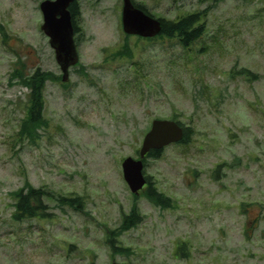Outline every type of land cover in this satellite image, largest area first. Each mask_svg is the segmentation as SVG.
<instances>
[{
  "label": "rangeland",
  "instance_id": "rangeland-1",
  "mask_svg": "<svg viewBox=\"0 0 264 264\" xmlns=\"http://www.w3.org/2000/svg\"><path fill=\"white\" fill-rule=\"evenodd\" d=\"M135 1L167 18L208 7L206 31L190 50L127 36L122 0H78L74 35L88 78L74 68L66 86L46 83L49 125L31 144L18 140L27 87L9 71L17 55L25 72L60 70L40 0H0V264H264V219L255 221L264 206V0ZM124 44L129 55L109 57ZM243 67L260 79L240 76ZM154 118L193 130L187 144L147 158L145 174L172 207L132 194L122 176ZM26 184L79 195L82 211L47 199L48 218L15 222L13 193ZM134 204L143 221L118 233L131 252L113 254L106 234ZM182 241L188 257L176 253Z\"/></svg>",
  "mask_w": 264,
  "mask_h": 264
},
{
  "label": "trees",
  "instance_id": "trees-1",
  "mask_svg": "<svg viewBox=\"0 0 264 264\" xmlns=\"http://www.w3.org/2000/svg\"><path fill=\"white\" fill-rule=\"evenodd\" d=\"M132 2L134 6L142 9L145 13L157 18L160 21V32L154 37L145 38L149 41L157 38H160L162 40L166 39L169 41L174 40V45H178L182 49L190 50L191 46L195 44V42L199 40L206 31V16L208 7L203 8L202 10L187 12L175 18H167L163 16H155L150 11V8L142 2H138L135 0H132ZM69 10L72 16L74 31L76 32V26L79 23L81 14L79 2L74 1L73 3H71V5L69 6ZM0 34L2 35L3 39L6 38L3 24H0ZM118 49H122L123 51L114 52L113 54L111 53L109 57L121 58L127 56L130 54L131 47L124 44ZM75 66L79 68V70H77L80 74L88 78L87 71H85V68L82 67V65L78 63ZM25 67L26 65L24 60L20 55H17L15 60L13 61V67L9 71V79L10 81H16L17 83L24 84L27 87L25 103L26 111L25 116L21 119V122L19 124L18 140H26V143H31L34 142L35 139L40 137L39 133L41 128H46L49 125L48 119H46L44 116V88L46 83L49 80L58 82L60 81L61 85L66 86L67 82H63L61 80L60 74L58 75L51 71L44 70L39 66H35L34 69H31L27 72H25ZM239 72L243 74L240 76H243L249 82L251 80H259L261 77L260 74L254 73L244 67L241 68ZM246 76L250 77L247 78ZM175 121H177L182 126L184 132L183 138L176 144H187L190 141L191 135L193 133L192 128L190 126L183 125V123H181L179 120L175 119ZM163 149H151L143 159L144 168L147 166V158H160L162 156ZM224 165H227V163H224ZM219 168L220 164L216 166L214 171L218 172ZM146 179L147 184L142 189L143 195L154 201L157 205H161L163 207H172L171 199L157 190V188L153 184V181L151 180V177L149 175H146ZM13 197L14 210L11 213V218L15 222L30 220L32 218H48L51 212L48 209L49 204L47 202V199L54 200L58 205H68L71 207H75V209L81 211L83 207V200L79 195H56L54 191L49 190L45 187H35L30 184H26L25 186L19 188L15 193H13ZM243 203L244 202H242L241 205H243ZM250 206H253V204H251ZM258 207V213L260 214L257 215L255 221L264 219V210L262 211L264 206ZM242 212H245V210H243ZM142 221L143 216L139 212L137 205L134 204L131 209L123 215L122 221L117 227V230L111 229L106 234L105 243L108 245L111 253L124 255L131 252L129 247H124L119 243L118 233L123 231L124 229L136 227ZM176 253L180 254L183 257L189 256L190 249L185 241H182L179 245L176 246Z\"/></svg>",
  "mask_w": 264,
  "mask_h": 264
},
{
  "label": "water",
  "instance_id": "water-1",
  "mask_svg": "<svg viewBox=\"0 0 264 264\" xmlns=\"http://www.w3.org/2000/svg\"><path fill=\"white\" fill-rule=\"evenodd\" d=\"M75 0H41L39 9L42 14L40 29L48 36V42L54 50L55 61L61 69L62 81L68 79V68L78 61L74 42V28L69 6ZM121 25L124 33L141 37H152L161 30L158 19L134 6L131 0H122ZM182 126L171 119L154 118L144 134L139 148L138 158L125 157L121 162L123 179L129 190L138 194L146 183L143 172V158L151 149L160 150L183 138ZM111 264H122L112 261Z\"/></svg>",
  "mask_w": 264,
  "mask_h": 264
},
{
  "label": "flooded vegetation",
  "instance_id": "flooded-vegetation-1",
  "mask_svg": "<svg viewBox=\"0 0 264 264\" xmlns=\"http://www.w3.org/2000/svg\"><path fill=\"white\" fill-rule=\"evenodd\" d=\"M80 32V30H79V26L77 25L76 26V32H75V35H76V33L78 34ZM77 39V38H76ZM76 45H78V42H77V40H76ZM74 68H77L76 66H71L70 68H69V71L70 70H72V69H74Z\"/></svg>",
  "mask_w": 264,
  "mask_h": 264
}]
</instances>
